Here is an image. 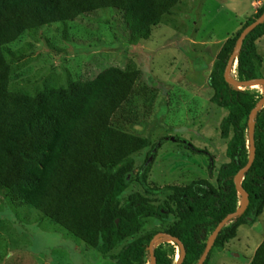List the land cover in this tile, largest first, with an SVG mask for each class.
I'll use <instances>...</instances> for the list:
<instances>
[{
	"label": "trees",
	"instance_id": "1",
	"mask_svg": "<svg viewBox=\"0 0 264 264\" xmlns=\"http://www.w3.org/2000/svg\"><path fill=\"white\" fill-rule=\"evenodd\" d=\"M178 2L0 0V188L14 205L34 207L82 242L84 249L115 264H150L148 245L159 231L182 244L180 264H197L212 230L239 207L242 198L233 177L248 160V116L262 95L233 87L224 79V69L243 28L264 12V0L221 44L206 79L210 101L225 111L219 135L225 139L226 160L217 168L214 182L199 178L159 188L147 181L148 165L133 174L134 155L153 147L149 135L134 129L138 122L125 107L138 92L141 70L134 62L123 68L110 65L91 79L45 86L34 93L12 90L11 57L22 53L9 44L25 32L33 35L43 26L106 7L122 12L127 40L137 44ZM263 35L264 21L243 38L235 57L237 80L262 78L263 57L256 41ZM253 125L254 157L241 178L248 203L219 229L202 264L235 237L239 226L255 224L264 209V103ZM133 180L141 191H131L121 201L119 196ZM160 191H168L162 201L156 198ZM148 219L162 224L144 230ZM152 251L155 264H175L173 256L176 251L179 256L181 248L174 241L160 242ZM246 264H264V236Z\"/></svg>",
	"mask_w": 264,
	"mask_h": 264
},
{
	"label": "rangeland",
	"instance_id": "2",
	"mask_svg": "<svg viewBox=\"0 0 264 264\" xmlns=\"http://www.w3.org/2000/svg\"><path fill=\"white\" fill-rule=\"evenodd\" d=\"M261 1L179 0L137 44L127 40L122 12L110 7L43 26L33 35L25 32L9 44L22 53L11 57L10 89L34 93L45 86L91 79L107 66L123 68L132 61L141 76L138 92L125 107L138 122L134 129L149 135L153 143L134 155L133 174L148 165L147 181L159 188L199 178L214 182L217 168L226 160L225 139L219 135L225 111L210 101L206 79L221 44ZM256 49L263 57L264 78V35ZM230 76L236 79L235 72ZM248 88L264 92L262 83ZM128 187L121 201L127 193L141 191L135 180ZM167 193L160 191L156 198L162 201ZM147 221L144 230L162 224ZM263 236L264 209L255 224L239 226L222 250H214L208 264H246ZM160 242L169 240L158 238L154 245ZM83 245L34 207L14 205L0 188V264H115Z\"/></svg>",
	"mask_w": 264,
	"mask_h": 264
},
{
	"label": "water",
	"instance_id": "3",
	"mask_svg": "<svg viewBox=\"0 0 264 264\" xmlns=\"http://www.w3.org/2000/svg\"><path fill=\"white\" fill-rule=\"evenodd\" d=\"M264 21V12L257 18L255 19L253 22H251L249 25H247L245 28H243V30L241 31V33L239 34L236 44L231 52V54L229 55V58L227 60L225 69H224V79L231 84L233 87L236 88H241V87H250L252 84H257V83H262L264 85V78H253V79H247V80H237V79H233L229 76L230 74V70L232 67V64L235 60L236 54L238 53V50L242 44V40L245 37V35L252 29L254 28L257 24L262 23ZM264 103V92L262 93V97L259 99V101L256 103V105L251 109L249 116H248V139H249V143H250V148H249V156H248V160L246 162V164L236 172V174L233 177V182L235 184L236 190L237 192L241 195L242 200L241 203L239 205V207L236 209L235 212L230 213L228 215H226L217 225L216 227L212 230V232L210 233L208 239H207V243L205 246V249L200 257V259L198 260L197 264H202L209 249L211 248L215 235L216 233L219 231V229L232 217L238 215L239 213H241L247 203H248V197H247V193L245 192V190L241 187V178H242V174L250 167L252 161H253V157H254V144H253V118L255 115V112L263 105ZM166 237L171 241L176 242L180 248H181V253L179 255V258L177 259L175 264H180L183 255H184V250H183V246L180 243V241L175 238L172 237L170 235H167L164 232H160V233H156L153 238L150 240L149 245H148V249L150 252V259L151 262L150 264H155V258L153 255V246L155 241L158 238H163Z\"/></svg>",
	"mask_w": 264,
	"mask_h": 264
},
{
	"label": "clouds",
	"instance_id": "4",
	"mask_svg": "<svg viewBox=\"0 0 264 264\" xmlns=\"http://www.w3.org/2000/svg\"><path fill=\"white\" fill-rule=\"evenodd\" d=\"M235 65H236V61L234 60V62H233V64H232V67H231V70H230V74L232 73V72H234V70H235ZM230 74H229V76H230ZM231 78H233L232 76H230ZM240 89V88H239ZM239 194V193H238ZM242 198V197H241ZM242 199H240V201H241ZM239 205H240V202H239ZM167 241V240H166ZM169 242H172L171 240L169 241ZM177 257V259L179 258V256H178V253H177V251H176V253H175V258ZM177 259H176V261H177Z\"/></svg>",
	"mask_w": 264,
	"mask_h": 264
},
{
	"label": "bare ground",
	"instance_id": "5",
	"mask_svg": "<svg viewBox=\"0 0 264 264\" xmlns=\"http://www.w3.org/2000/svg\"><path fill=\"white\" fill-rule=\"evenodd\" d=\"M252 85H256V84H252Z\"/></svg>",
	"mask_w": 264,
	"mask_h": 264
}]
</instances>
